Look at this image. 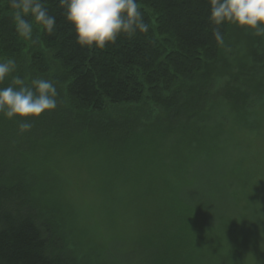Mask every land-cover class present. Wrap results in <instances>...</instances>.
I'll use <instances>...</instances> for the list:
<instances>
[{"label":"trees","instance_id":"obj_1","mask_svg":"<svg viewBox=\"0 0 264 264\" xmlns=\"http://www.w3.org/2000/svg\"><path fill=\"white\" fill-rule=\"evenodd\" d=\"M43 2L56 27L50 34L34 31L33 39L39 36L40 42L32 44L18 37L9 0H0V59H15L17 72L23 74L26 65L33 76L48 75L55 82L57 107L63 102L70 123L57 126L60 134L92 130L127 170L121 180L134 182L137 174L148 180L143 189L137 183L127 193L167 190L161 196L165 210L155 219L158 237L150 242L151 264L261 261V253L242 257L252 236L262 241L264 231L253 232V224L240 216L253 202L240 204L235 198L237 190L247 194L245 182L254 175L248 166L251 136L264 128V112L256 111L264 106V38L222 25L226 50L214 41L208 0H139L149 32L89 51L76 43L59 0ZM24 56L28 64L22 63ZM110 107L125 114L105 117ZM139 116L150 118L151 129L156 128L155 143L141 138L150 126H140ZM163 147L168 154H160ZM227 149L232 151L223 160ZM159 157L165 167L197 179L154 187ZM197 170L207 177L199 180ZM8 177L0 171V264H81L60 234V226H68L67 212L50 214L59 204L45 198L35 206L19 180ZM252 218L258 224L257 216ZM258 220L264 224L263 213Z\"/></svg>","mask_w":264,"mask_h":264},{"label":"rangeland","instance_id":"obj_2","mask_svg":"<svg viewBox=\"0 0 264 264\" xmlns=\"http://www.w3.org/2000/svg\"><path fill=\"white\" fill-rule=\"evenodd\" d=\"M24 61L25 64L29 63L26 56L23 57L22 63ZM17 70L18 67L13 75L21 74ZM22 71L25 74H21V77L49 79L48 75L35 74L33 76L28 73L26 65ZM10 80L11 78L5 80L0 87L8 86ZM219 85L220 82H217L215 88L217 89ZM261 97H263L262 94H260V99L264 104V98ZM61 105L55 109V117L50 112L42 114L37 120L26 121L31 123V128L23 133L19 131V121H9L0 116L1 173L9 176L8 178L18 179L35 206L42 199H47L49 204L51 201L59 204V208L54 206L49 211L50 214L54 215L56 211L58 214L67 212L69 227L60 226V234L66 239L67 247L79 263L151 264L150 245L153 244L150 242L158 237V231L155 230V219L161 210H165L161 196L164 192L167 193V190L164 189L161 194L157 192V188H154L156 192L148 190V194L147 191L142 194L143 185L148 180L138 174L134 176L136 179L134 182L133 180H121L119 178L121 173L127 170L123 169L124 165L117 162L119 159L116 155L100 144L98 135L92 130L89 129L87 132L81 130L75 136H72L74 133L71 131L66 132L67 134H60L61 128L57 126L66 127L64 124H70L64 116L63 102ZM256 111L260 115L262 113L260 111L264 112V106L257 107ZM120 113L125 114V111L119 107H110L104 116L119 119L120 115H117ZM139 117L140 120L137 119L136 122L140 123V126H150V118ZM216 118L219 121V118ZM124 120L128 122L127 118ZM39 125L46 129L40 131ZM151 128L150 126L145 132H141V138L144 137L146 143L157 141L154 135L156 128ZM138 131L141 129L137 128L136 132ZM254 135L251 136L253 139L250 141L253 152L249 153L252 163L248 165L250 175H254L248 176L245 182L247 194L243 193L241 196V190H237L235 200H239L240 204L241 200L244 203L253 202L252 207L246 209L248 212L245 214L242 212L240 216L244 215L247 222L253 224V232L263 233L264 224H261L258 219L261 218V213L264 214V128L256 137ZM133 140H138V138ZM165 147L172 151L175 149L171 144ZM230 151L232 150L224 151L223 160ZM168 153V149L164 147L160 149V154ZM232 159H235L234 156ZM232 159L224 163L225 168L232 164ZM159 162L161 166L156 172V179L152 184L154 187L160 189L156 184L161 183L163 186L167 180L181 185L185 180L197 179V177H185L182 172L173 171L172 167H165L162 165L164 161L161 157H159ZM117 165L122 166L118 168ZM198 172L197 170L196 173ZM206 177L205 171L198 173L199 180H204ZM254 177H256L255 182L252 180ZM137 183L138 188L142 187L140 191L138 190L140 195L127 193V189L130 186L132 189V186ZM51 185L55 187L45 194V189H49ZM132 200L136 201L131 202ZM255 216H257L258 224L253 222L252 217L255 218ZM258 239L261 238L255 239V236H252L242 257L246 253L247 257L254 258L261 253L259 256L261 261L256 260L253 263L264 264V240ZM259 245L263 251H258Z\"/></svg>","mask_w":264,"mask_h":264},{"label":"clouds","instance_id":"obj_3","mask_svg":"<svg viewBox=\"0 0 264 264\" xmlns=\"http://www.w3.org/2000/svg\"><path fill=\"white\" fill-rule=\"evenodd\" d=\"M208 20L213 26V38L218 47L227 49L222 25L235 26L256 37L264 38V0H208ZM64 10V20L72 26L76 43L84 49L103 50L115 44L118 37L131 39L147 34L139 0H59ZM12 19L18 37L38 44L39 36L33 33H52L56 17L49 14L43 0H9ZM30 17L31 19H26ZM15 59L0 60V116L19 121L21 133L31 128L29 120L57 107L58 91L53 80L43 77H21L16 72Z\"/></svg>","mask_w":264,"mask_h":264}]
</instances>
